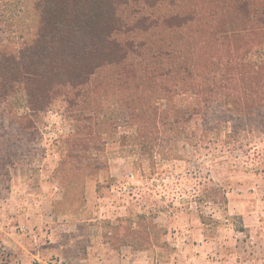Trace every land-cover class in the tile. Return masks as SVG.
<instances>
[{
    "label": "rangeland",
    "instance_id": "rangeland-1",
    "mask_svg": "<svg viewBox=\"0 0 264 264\" xmlns=\"http://www.w3.org/2000/svg\"><path fill=\"white\" fill-rule=\"evenodd\" d=\"M40 1L0 0V56L18 59L34 40ZM119 1L124 29L114 38L127 46L129 63L140 56L149 72L168 66L167 55L176 64L196 61L200 72L214 60L262 53L258 34L233 32L250 25L237 9L242 2L261 8L264 0ZM172 24L185 26L167 29ZM122 66L106 65L77 90L55 88L40 112L27 109L19 84L0 98V264H218L217 246L202 240L248 231L239 201L246 211L258 208L261 236L241 247L222 243L223 253L264 264V163L244 153L253 158L264 142L236 148L225 138L254 122L213 112L207 122L224 132L204 144L195 139L199 118L186 135L169 125L156 130L150 113L142 128L131 108L136 85L117 76L131 72ZM154 77L144 87L149 105L162 81ZM198 251L209 259L193 263Z\"/></svg>",
    "mask_w": 264,
    "mask_h": 264
},
{
    "label": "trees",
    "instance_id": "trees-1",
    "mask_svg": "<svg viewBox=\"0 0 264 264\" xmlns=\"http://www.w3.org/2000/svg\"><path fill=\"white\" fill-rule=\"evenodd\" d=\"M119 4V0H41V16L34 40L19 52L18 59L0 56V98H7L13 91L12 85L19 84L27 109L40 112L50 104L55 88L77 90L86 87L99 69L109 64L123 65L131 72L124 76L122 71L117 76L119 81L129 78L136 85L131 108L142 119V128L148 122L145 114L150 113L153 122L157 121L156 130L159 125H169L186 135L190 123L199 118L196 142L209 143L218 139L224 129L210 125L208 117L222 111L254 122L251 125L256 123V126L233 128L225 136L235 142L236 148L248 146L256 139L264 142V6L254 8L247 1L242 2L245 9H237H242V19L250 25L248 29L233 32L261 37L258 50L262 53L258 59L234 54L224 63L220 59L212 61L208 71L199 67L200 72H197L196 61L190 65L176 64L167 55L169 65L161 67L159 73H152L147 71L140 56L133 65L129 63L127 46L114 38L124 29L118 15ZM183 26L172 24L167 25V29H182ZM140 45L135 47L141 48ZM156 75L162 77V81L155 87L157 97L153 96L149 105L146 102L152 92L148 91L150 96H146L144 87ZM250 151L244 152L247 160L264 163V151H255L253 158L248 156Z\"/></svg>",
    "mask_w": 264,
    "mask_h": 264
},
{
    "label": "crops",
    "instance_id": "crops-1",
    "mask_svg": "<svg viewBox=\"0 0 264 264\" xmlns=\"http://www.w3.org/2000/svg\"><path fill=\"white\" fill-rule=\"evenodd\" d=\"M229 205H233L234 206V202L231 203V201L229 200ZM235 203H240V205L242 206V210L239 209V214L242 215V218H243V225H244V228L245 229H248V231H232L234 234H235V238L232 239L230 237H228V240H223V239H215V240H207L206 238L202 240V245L201 246H205L207 245L208 243H210L212 241V243L214 245H216L217 247V251L216 253L214 254V256H216L217 258V262L218 264H227V259H231L232 261H234L236 264H241L242 263V258H240V254H235L233 255L232 257L229 256L227 257V255H225L223 253V248H222V243H229V242H233V245H237L239 247H241L242 245H246L248 243H255L257 244L259 242V237L261 236L260 234V225L262 224V220L259 218V210L257 207H254V208H248V210L246 211L245 210V203L244 202H235ZM225 233H227V231H224ZM229 232V231H228ZM244 232H247L249 234V239L246 240V242L244 243L242 240H238V236L237 234H243ZM250 242V240H252ZM199 254H195L194 257H193V263L196 262L197 260H201L203 259V256H205L207 259H209V256L204 253L203 251H198ZM254 254V253H253ZM256 255L254 254L253 256L248 257V259H254L255 261L257 260ZM241 260V261H240ZM196 264V263H194ZM208 264V263H207Z\"/></svg>",
    "mask_w": 264,
    "mask_h": 264
}]
</instances>
